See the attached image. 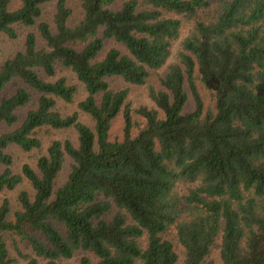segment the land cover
<instances>
[{
	"label": "trees",
	"instance_id": "1",
	"mask_svg": "<svg viewBox=\"0 0 264 264\" xmlns=\"http://www.w3.org/2000/svg\"><path fill=\"white\" fill-rule=\"evenodd\" d=\"M0 35L24 37L0 65V193H18L0 264H22L12 248L23 264H264V0H0ZM60 70L84 86L72 114ZM145 86L153 107L135 108ZM51 131L74 137L45 148ZM12 149L44 153L15 171Z\"/></svg>",
	"mask_w": 264,
	"mask_h": 264
},
{
	"label": "rangeland",
	"instance_id": "2",
	"mask_svg": "<svg viewBox=\"0 0 264 264\" xmlns=\"http://www.w3.org/2000/svg\"><path fill=\"white\" fill-rule=\"evenodd\" d=\"M74 7L76 10V15L79 16L80 15L79 7L77 5H74ZM190 27H191L190 22L186 19H183V29L181 31L180 38L173 43L172 55H171L169 61H167V65L163 69H161L160 71L153 73V76H152L151 82H150V84L152 86H155L157 88L159 87V85H160L159 84V82H160L159 77L162 76L163 74H165L167 71V66L169 64H171L173 61H175L177 53L181 50L182 42L188 36ZM23 44H24V37L23 36L16 41H11V40L7 39L5 36L0 35V65L6 59L15 55L18 51L22 50ZM59 75H60V77H66L71 84L76 85L79 89V94L72 104H67V103H64L62 101H59L58 102V110L64 115L77 112L78 111L77 110L78 103L81 102L82 100H84V98H85L84 86L76 79L75 75L69 71L60 70ZM198 88H199V91H200L201 96L204 99L205 103L209 104V102H210L209 92L206 91L201 85H198ZM187 91L189 93V100H188L187 105H186V111L191 112L195 108V103H194V100L192 98V95L190 94L189 88L187 89ZM147 92H148L147 86L138 87V88L134 87L132 89V92L130 94V99H131L132 104L135 108H137L139 106H148L149 108L153 107L152 102L148 98ZM79 114H80V119L83 123H85L91 127L93 126V122L91 121V119L87 115H85L82 112H79ZM136 119L140 123L143 122L140 119V117H138V116H136ZM123 129H124V123H123L122 118L119 117L118 119H116L114 121V123L112 125L109 139L112 141L122 140ZM73 137H74V134L71 131H66V132L51 131V132H49V134H47L46 132H43L41 135V138H42V141L44 142L45 148L49 145V142H51L52 140H62L63 141L66 138L67 139L68 138L73 139ZM42 153H44V151L33 152L30 154H27V153H23L22 151H20L18 149H12L11 154L13 155V159H14V170L19 171L20 168L24 164H29L31 166H34L37 157ZM66 172L67 171H65V173L61 176L60 179L65 178ZM20 189H28V186L23 185ZM186 190H187V188L183 187V191H186ZM17 195H18L17 192L0 193V204L4 199L7 198V199L11 200L13 209L14 210L18 209V204L16 202ZM16 240L18 242V247H19L20 251H22V253L24 255H29L30 249L25 245V243H22L18 238ZM11 253L13 256H15L17 258L18 261H20V263L23 264V260L15 252V250L13 248L11 249ZM84 255L85 254H79L71 260H64L62 262V264H80V260ZM211 258L214 261V264H221L218 251H214Z\"/></svg>",
	"mask_w": 264,
	"mask_h": 264
}]
</instances>
